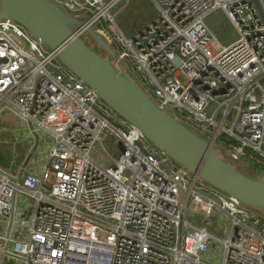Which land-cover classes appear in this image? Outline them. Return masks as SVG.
<instances>
[{
  "label": "built area",
  "instance_id": "1",
  "mask_svg": "<svg viewBox=\"0 0 264 264\" xmlns=\"http://www.w3.org/2000/svg\"><path fill=\"white\" fill-rule=\"evenodd\" d=\"M53 1L81 20L77 35L104 38L114 67L159 109L264 178V19L254 0H153L159 16L132 37L113 12L127 0ZM219 8L240 34L230 46H213L205 22ZM6 111L54 141L39 173L0 166V264H264L260 209L175 162L11 18L0 20ZM109 135L122 143L116 157ZM98 143L108 166L92 157ZM215 214L227 221L223 237L190 220Z\"/></svg>",
  "mask_w": 264,
  "mask_h": 264
},
{
  "label": "water",
  "instance_id": "2",
  "mask_svg": "<svg viewBox=\"0 0 264 264\" xmlns=\"http://www.w3.org/2000/svg\"><path fill=\"white\" fill-rule=\"evenodd\" d=\"M260 15L264 12L254 0ZM11 18L20 22L43 45L57 50L60 60L76 75L96 90L120 116L138 127L144 135L175 162L198 174L209 184L237 197L241 202L264 211V178L242 173L211 144L155 102L127 74L119 72L108 57L91 48L75 29L81 20L67 13L53 0H0V20ZM87 32L108 54L110 46L95 30ZM29 128L34 136L32 151L22 169H26L40 145V134ZM14 213L10 215L9 230ZM1 252L0 260L2 258Z\"/></svg>",
  "mask_w": 264,
  "mask_h": 264
},
{
  "label": "rangeland",
  "instance_id": "3",
  "mask_svg": "<svg viewBox=\"0 0 264 264\" xmlns=\"http://www.w3.org/2000/svg\"><path fill=\"white\" fill-rule=\"evenodd\" d=\"M113 12L115 14V22L124 33L132 37L142 32L148 25L159 16V9L153 0H127L124 3L118 4ZM205 22L214 35L213 46L222 45L230 46L239 40L240 34L234 26L232 20L222 8L213 11L206 19ZM85 41L88 45L96 49L107 57L106 50L98 44L93 36L87 33ZM44 47L49 48L44 45ZM134 80V77L130 75ZM23 131L30 133L27 124L13 114L11 111L4 112L0 117V166L4 169L15 170L16 166L13 161L22 162V160L32 151L33 144L24 145ZM26 138V137H25ZM54 139L47 133H41V143L36 151V154L30 161V167L44 165L48 158L50 146ZM16 143V144H15ZM103 144L112 156H117L120 152L122 143L113 135L107 136L103 140ZM35 153V152H34ZM108 153L104 150L101 143L96 144L92 152V157L104 166L111 163ZM13 166V167H12ZM239 169V165L234 164ZM247 173L245 168L240 167ZM53 177V176H52ZM27 198L25 195L18 197V208L23 209L27 205ZM28 211V210H27ZM264 215V211H260ZM192 223L198 226H206L216 236L223 237L226 233L227 221L222 216L215 214L209 218L205 217H190ZM8 264H18L16 260L6 259Z\"/></svg>",
  "mask_w": 264,
  "mask_h": 264
},
{
  "label": "crops",
  "instance_id": "4",
  "mask_svg": "<svg viewBox=\"0 0 264 264\" xmlns=\"http://www.w3.org/2000/svg\"><path fill=\"white\" fill-rule=\"evenodd\" d=\"M23 136V135H22ZM24 137V145H28V144H33L34 143V137L31 135V133H25V135L23 136ZM26 137V138H25ZM16 144V143H15ZM36 154V152L33 154V156ZM28 155V154H27ZM27 157V156H26ZM26 157L22 160V162H19L18 163V161H16V160H14L15 161V164H17V165H21V164H23L24 163V161H25V159H26ZM32 160V159H31ZM13 161V162H14ZM30 164L31 163H29V165H28V167H29V169L30 170H32V171H34V172H36V173H39V171H40V167L42 166H37V165H35V166H32V167H30Z\"/></svg>",
  "mask_w": 264,
  "mask_h": 264
},
{
  "label": "trees",
  "instance_id": "5",
  "mask_svg": "<svg viewBox=\"0 0 264 264\" xmlns=\"http://www.w3.org/2000/svg\"><path fill=\"white\" fill-rule=\"evenodd\" d=\"M81 38L85 41L84 36H82ZM85 42H86V41H85ZM87 44H88V43H87ZM94 50L97 51L98 53H100L98 50H96V49H94ZM239 170H240L242 173L247 174V175H249V176H251V177H253V178H259V176H257L256 174L252 173L251 171H249V170H247V169H245V170H247V173L244 172V170L240 169V167H239Z\"/></svg>",
  "mask_w": 264,
  "mask_h": 264
}]
</instances>
